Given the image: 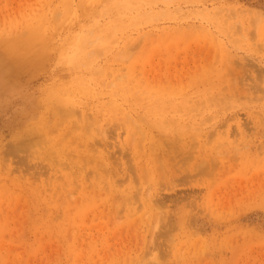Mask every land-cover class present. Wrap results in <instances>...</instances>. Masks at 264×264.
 <instances>
[{"label": "rangeland", "instance_id": "1", "mask_svg": "<svg viewBox=\"0 0 264 264\" xmlns=\"http://www.w3.org/2000/svg\"><path fill=\"white\" fill-rule=\"evenodd\" d=\"M0 264H264V0H0Z\"/></svg>", "mask_w": 264, "mask_h": 264}, {"label": "bare ground", "instance_id": "2", "mask_svg": "<svg viewBox=\"0 0 264 264\" xmlns=\"http://www.w3.org/2000/svg\"><path fill=\"white\" fill-rule=\"evenodd\" d=\"M214 15V14H213ZM214 17V16H213Z\"/></svg>", "mask_w": 264, "mask_h": 264}]
</instances>
